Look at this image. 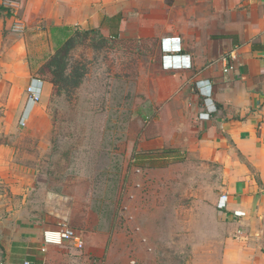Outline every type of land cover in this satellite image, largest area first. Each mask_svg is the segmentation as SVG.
Returning <instances> with one entry per match:
<instances>
[{"label": "rangeland", "instance_id": "rangeland-1", "mask_svg": "<svg viewBox=\"0 0 264 264\" xmlns=\"http://www.w3.org/2000/svg\"><path fill=\"white\" fill-rule=\"evenodd\" d=\"M82 32L71 31L59 87L12 134L32 180L28 196H7L17 223L82 237L81 250L51 246L46 264H220L222 227L209 216L220 168L186 146L195 89L168 88L154 43ZM56 47L43 42L32 57L35 79H50Z\"/></svg>", "mask_w": 264, "mask_h": 264}, {"label": "crops", "instance_id": "crops-1", "mask_svg": "<svg viewBox=\"0 0 264 264\" xmlns=\"http://www.w3.org/2000/svg\"><path fill=\"white\" fill-rule=\"evenodd\" d=\"M116 24L119 39L155 44L168 88L195 89L184 98L194 122L186 146L220 168L227 200L219 209L217 196L209 214L222 227L220 264H264V0H0V264H46L58 251L44 248L43 228L17 223L7 197L31 193L30 169L13 160L10 141L52 93L33 77L32 57L65 29L109 38ZM33 80L40 101L27 109Z\"/></svg>", "mask_w": 264, "mask_h": 264}, {"label": "built area", "instance_id": "built-area-1", "mask_svg": "<svg viewBox=\"0 0 264 264\" xmlns=\"http://www.w3.org/2000/svg\"><path fill=\"white\" fill-rule=\"evenodd\" d=\"M38 84V86L34 84ZM40 81L33 80L26 88L25 94L27 97V109L29 106H34L38 104L40 101L41 91L39 89ZM203 86L202 88H204ZM27 117V111L23 114L20 124L23 125L24 121ZM227 200L226 196H222L220 201L217 204L219 209H224L225 202ZM238 215V214H236ZM41 243L43 244L44 248L48 246H62L66 243L73 244L74 248L77 250L83 249L84 243L82 241V237L77 235L74 231L69 229H59V230H45L42 232L41 235Z\"/></svg>", "mask_w": 264, "mask_h": 264}, {"label": "trees", "instance_id": "trees-1", "mask_svg": "<svg viewBox=\"0 0 264 264\" xmlns=\"http://www.w3.org/2000/svg\"><path fill=\"white\" fill-rule=\"evenodd\" d=\"M112 23L119 21L118 16H114L110 18ZM117 24L114 26H111V28H114V31L111 32L109 38H105L100 34L99 30L89 29V30H81L84 35L93 33L98 34L101 39L108 41V39L111 40H120L118 37V30H117ZM64 36L61 40H58L56 42L57 47L55 49V54L50 58L49 62L46 64L45 69L47 70L48 74H50V79H47L46 82L52 85V90L57 89L59 84L61 83V80L63 78L64 70L66 69V56H67V49L66 46L70 42L72 33L71 29H65L63 30ZM69 31V32H67ZM122 41V40H121ZM125 42V41H122Z\"/></svg>", "mask_w": 264, "mask_h": 264}]
</instances>
